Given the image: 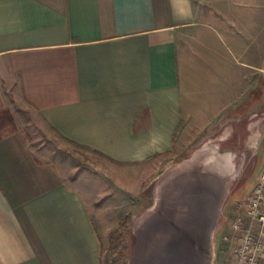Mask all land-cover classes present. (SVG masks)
I'll use <instances>...</instances> for the list:
<instances>
[{"label": "crops", "instance_id": "crops-1", "mask_svg": "<svg viewBox=\"0 0 264 264\" xmlns=\"http://www.w3.org/2000/svg\"><path fill=\"white\" fill-rule=\"evenodd\" d=\"M15 99L121 165L216 155L253 179L241 205L264 170V18L241 0H0V264H103L89 194L37 154Z\"/></svg>", "mask_w": 264, "mask_h": 264}, {"label": "rangeland", "instance_id": "rangeland-1", "mask_svg": "<svg viewBox=\"0 0 264 264\" xmlns=\"http://www.w3.org/2000/svg\"><path fill=\"white\" fill-rule=\"evenodd\" d=\"M241 10L247 14L255 12L264 18V0H241ZM14 102L37 154L53 163L67 183L89 194L91 210L103 240V264H130L136 223L156 203L162 182L177 166L187 163L195 148L182 146L148 163L121 165L99 152L65 141L44 122L36 108L25 101L15 99ZM243 157L241 154L235 158L239 172L245 166ZM242 180L240 174L235 176L224 198L214 234L212 264H229L233 258V245L224 238L226 229L222 225L224 219L230 223L245 211L244 202L232 204L233 192ZM253 183L251 178L237 192L251 188ZM124 217H129L128 221L123 222ZM231 232L234 234L233 228Z\"/></svg>", "mask_w": 264, "mask_h": 264}, {"label": "water", "instance_id": "water-1", "mask_svg": "<svg viewBox=\"0 0 264 264\" xmlns=\"http://www.w3.org/2000/svg\"><path fill=\"white\" fill-rule=\"evenodd\" d=\"M199 156L162 182L156 203L136 223L130 264H212L230 176L216 155Z\"/></svg>", "mask_w": 264, "mask_h": 264}, {"label": "built area", "instance_id": "built-area-1", "mask_svg": "<svg viewBox=\"0 0 264 264\" xmlns=\"http://www.w3.org/2000/svg\"><path fill=\"white\" fill-rule=\"evenodd\" d=\"M244 205L245 211L230 222L234 234H224L233 245L229 264H264V170L256 176Z\"/></svg>", "mask_w": 264, "mask_h": 264}, {"label": "trees", "instance_id": "trees-1", "mask_svg": "<svg viewBox=\"0 0 264 264\" xmlns=\"http://www.w3.org/2000/svg\"><path fill=\"white\" fill-rule=\"evenodd\" d=\"M161 154H157V155H155V156H153V157H151L149 160H152V159H154V158H156V157H158V156H160ZM128 219H129V217H124L123 218V222H125L126 220L128 221Z\"/></svg>", "mask_w": 264, "mask_h": 264}]
</instances>
